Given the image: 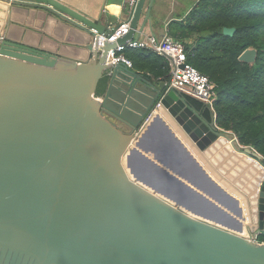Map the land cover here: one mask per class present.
Instances as JSON below:
<instances>
[{
	"label": "water",
	"instance_id": "1",
	"mask_svg": "<svg viewBox=\"0 0 264 264\" xmlns=\"http://www.w3.org/2000/svg\"><path fill=\"white\" fill-rule=\"evenodd\" d=\"M146 1L127 13L128 33L98 50L110 29L58 0H0V264H264L263 157L203 103L107 62L151 26ZM255 58L247 49L238 60ZM154 115L233 198L245 236L129 177L124 158L139 154L134 142Z\"/></svg>",
	"mask_w": 264,
	"mask_h": 264
},
{
	"label": "trees",
	"instance_id": "2",
	"mask_svg": "<svg viewBox=\"0 0 264 264\" xmlns=\"http://www.w3.org/2000/svg\"><path fill=\"white\" fill-rule=\"evenodd\" d=\"M224 28L235 32L225 36ZM167 34L183 43L187 62L215 85L213 112L207 110L206 117L213 113L218 128L264 158V0H198L182 21L169 24ZM247 49L256 51L252 64L238 60ZM121 54L151 80L168 82L163 57L128 47ZM106 83V78L100 81L97 95ZM186 99L204 109L198 101ZM257 241L264 242V234Z\"/></svg>",
	"mask_w": 264,
	"mask_h": 264
},
{
	"label": "crops",
	"instance_id": "3",
	"mask_svg": "<svg viewBox=\"0 0 264 264\" xmlns=\"http://www.w3.org/2000/svg\"><path fill=\"white\" fill-rule=\"evenodd\" d=\"M58 1L86 18L100 22L106 29L117 26L127 17V12L126 16L122 13V2L118 3L116 0ZM197 1L154 0L150 15L151 26L145 27L139 40L150 34L161 37L167 33L169 24L182 21ZM148 2L149 0L146 1L145 11ZM0 15L3 17L4 13L0 12ZM142 20L143 17L140 19V23ZM192 41L189 40L188 42L192 43ZM133 70L141 73L135 69ZM153 82L159 83L163 81L155 80ZM228 133L233 141H237L232 133ZM133 148L143 157L138 156L139 154L128 153L124 158V166L131 179L134 181H143L144 179V181H169L170 183L173 182L171 184L172 188L174 187L179 190H181V185L179 184L181 182L184 187H188L193 191L191 194L195 207L192 210L195 212L185 211V208L183 209V206L176 202H172L164 196L160 197L170 201L195 218L231 232L244 233L246 224L239 218L236 206L234 207L235 203L232 202L233 198L214 183L197 161L188 155L186 148L178 141L162 120L158 117H153L141 130L134 142ZM148 161L155 163L156 166ZM144 187L148 190L150 189L146 186ZM179 198L181 199V197ZM173 199L175 200L174 197ZM187 207L190 208L188 205ZM233 223L234 225H232ZM238 223H242L243 225L241 232L237 231L239 229Z\"/></svg>",
	"mask_w": 264,
	"mask_h": 264
},
{
	"label": "built area",
	"instance_id": "4",
	"mask_svg": "<svg viewBox=\"0 0 264 264\" xmlns=\"http://www.w3.org/2000/svg\"><path fill=\"white\" fill-rule=\"evenodd\" d=\"M137 1L121 0L123 10H126L127 13L130 12L135 8ZM2 7L5 8L0 3V12H2ZM1 26L2 16L0 15V30ZM128 30L129 22L125 18L117 26L110 29V35L102 34L97 36L96 48L102 50L105 41L116 43L118 39L128 33ZM126 47L132 49H147L163 57L167 61L169 68L167 85L176 89L184 96L203 103L213 112V104L216 100V94L214 92L215 85L187 62L183 43L175 40L167 33L161 37L150 34L143 39L130 41L127 46H117L114 50H109L107 62L112 65L122 63L128 68H132L131 61L121 54L122 50Z\"/></svg>",
	"mask_w": 264,
	"mask_h": 264
},
{
	"label": "rangeland",
	"instance_id": "5",
	"mask_svg": "<svg viewBox=\"0 0 264 264\" xmlns=\"http://www.w3.org/2000/svg\"><path fill=\"white\" fill-rule=\"evenodd\" d=\"M116 2H121V0H116ZM123 15L126 16V10H123ZM228 136L229 133H228ZM145 180V179H144ZM138 181L140 184L148 187L151 189L152 192H154L156 190L157 194L159 196H164L165 198L169 199L170 201L172 202H176L177 204L183 206V209L185 211H189V212H193V207L194 204L192 202V194L189 193V191H187V189H182V190H179L177 188H172V183H170L169 181ZM153 182V184L151 183ZM155 182V183H154ZM152 184V185H150ZM185 184V183H184ZM159 188V189H158ZM177 189V190H176ZM181 193H184V194H181ZM173 197L175 198V200L173 199ZM179 197H181V200ZM190 206L189 207H187Z\"/></svg>",
	"mask_w": 264,
	"mask_h": 264
},
{
	"label": "bare ground",
	"instance_id": "6",
	"mask_svg": "<svg viewBox=\"0 0 264 264\" xmlns=\"http://www.w3.org/2000/svg\"><path fill=\"white\" fill-rule=\"evenodd\" d=\"M153 117H158V118L160 119V117H159L158 115H154ZM153 117H152V118H153ZM152 118L149 120V122L152 120ZM160 120H161V119H160ZM149 122H148V123H149ZM167 182H168V181H167ZM151 183L153 184V182H151ZM154 183H155V182H154ZM171 183H173V182H171ZM174 183H175V182H174ZM152 184H150V185H152ZM173 186H174V185H173ZM180 187H181V190H182V189H184V191H185V189L188 190V188H187V187H184V185H182V186H180ZM158 189H159V188H158ZM149 190H151V189H149ZM176 190H177V189H176ZM181 194H184V193H181ZM182 200H183V199H182ZM194 206H195V205H194ZM196 206H197V205H196ZM194 209H195V208H194ZM195 210H196V209H195ZM193 211H194V210H193ZM194 212H195V211H194ZM235 215H236V214H235ZM236 216H237V215H236ZM236 216H235V217H236ZM231 217H232V216H231ZM232 218H233V217H232ZM219 220H220V219H219ZM233 220H234V219H233ZM230 224H231V222H230ZM232 225H234V223H233ZM230 226H231V225H230ZM238 227H239V226H238ZM235 229H237V228H235ZM238 230H239V229H238ZM233 232H234V231H233ZM236 233H237V232H236ZM239 234H240V233H239ZM241 235H244V236H245V235H246V231H244V233L241 232Z\"/></svg>",
	"mask_w": 264,
	"mask_h": 264
}]
</instances>
